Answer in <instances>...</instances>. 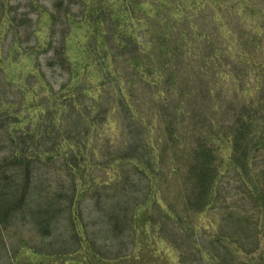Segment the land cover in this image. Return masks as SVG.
I'll return each mask as SVG.
<instances>
[{
  "label": "rangeland",
  "instance_id": "374dc122",
  "mask_svg": "<svg viewBox=\"0 0 264 264\" xmlns=\"http://www.w3.org/2000/svg\"><path fill=\"white\" fill-rule=\"evenodd\" d=\"M119 86L144 118L131 157H122ZM16 91L26 97L19 121L0 131V264H212L228 253L216 239L231 234L250 255L239 264H261L264 213L227 134L244 110L264 132V0H0V98ZM101 92L109 110L99 128L87 122L77 145L52 137L70 122L63 100L79 107L82 95L93 110ZM38 125L60 157L32 159L22 202L13 140ZM68 144L81 159L77 174L63 167ZM253 144L248 175L264 186V137ZM204 163L218 182L205 205ZM40 213L41 221L30 215Z\"/></svg>",
  "mask_w": 264,
  "mask_h": 264
},
{
  "label": "trees",
  "instance_id": "16d2710c",
  "mask_svg": "<svg viewBox=\"0 0 264 264\" xmlns=\"http://www.w3.org/2000/svg\"><path fill=\"white\" fill-rule=\"evenodd\" d=\"M67 37H68V34H64L62 36L60 46L55 48L56 52H55L54 58H61V60L68 59L65 54ZM112 49H113V46H112ZM112 51H115V50H112ZM112 56L115 57V54H112ZM102 84L104 85L102 92L104 91L106 86L107 88L111 86L109 79L106 81H103ZM116 90H117V96L114 99V104L116 105V112L121 111L124 114V116L120 118L119 120L120 125H122L121 127L124 129V132H123L124 154H122V157H124L125 154L128 157L129 156L131 157L133 155V152L135 150H138L137 144L140 141L139 133H138L139 131L138 124L143 123L144 118L141 115V113H139V109L137 108L138 104H136L137 99L136 98L134 99V95L131 94V91H128V97H127L124 93H122L120 86ZM51 91L54 92L52 88H51ZM102 92L98 96L99 97L98 99L100 100V102L98 101L96 103L94 102L93 104L94 108H91L93 110H87V105L82 102V95H80V102H78L80 105L79 107H82V108H79L76 104H74V101H72L74 98L72 96L67 98L66 100H63L62 105H65L63 109V113L64 115L66 114V117H65L66 120L70 122L69 124H66L65 126L63 125L64 126L63 134L61 133L62 130L60 131L59 129V131L57 132L61 134L57 136L55 134L52 137L55 138L56 140L58 136H61V139L59 140L60 143L61 141H67L68 143H70L74 139V142L76 144V141H75L76 139L86 137L87 132H88L87 122H89V124L91 123V124L96 125V129L99 128V124L105 120L106 118L105 114L109 110L108 108L109 103L107 102L109 97H106L103 99V97H101V95L103 94ZM25 101H26V97L24 93L22 92L20 96L18 91L14 92V94H12V96L10 97L0 98V107L1 105H4L2 108H0V131H4L5 133L7 131V128L8 127L10 128V125H12L11 119L14 120V122L19 121V115L22 112L21 108L23 107ZM76 101H79L78 98L76 99ZM72 105L75 107V110H76L75 113L72 114L74 116V119L68 120L70 119V117L67 116V113L70 110H72L71 109ZM57 106H58L57 103L52 104L53 108L57 109ZM49 112L50 111H48L47 113L50 114ZM259 121L260 120H257V113L255 111H251V113L246 114L244 110L237 117L235 126L229 130L228 134H227V129H226L224 132V135L227 134V136L229 135L232 138V141H233L232 157L235 160L240 159L241 168L246 175V176L244 175V179L246 182L251 184L252 198L257 203V206L260 209V213H264V186L261 185V181L259 180L257 176L252 175L251 177V175H248L249 169L251 170V167L248 169V165H249L248 159H250V154L253 151L252 150L253 149L252 145H254L253 141L255 140L261 141L262 138L264 137V132H261L257 129L258 124L260 123ZM70 126H75V129H76L75 131H77V133L76 132L73 133V130L70 129ZM44 128L42 130L38 125L36 129L33 131V135H30L32 133L29 131V128L26 132L25 131L21 132L20 131L21 128H16L15 126L12 127L13 131L18 130L21 133V135H18L16 139L13 140L14 149L12 153L13 155H15L17 159H23L21 163H23V166H24L22 170L25 171V176H24V180L22 183L23 191L21 192V197L19 198V200L22 202H26V199L28 198V194H29L28 189L32 183V178H33V173H32L33 169L31 166L32 159L36 157L38 158L41 155V153L47 154V158L48 157L54 158V155L60 157L58 154L56 155V154H53V152H51V148H53L52 147L53 144L51 143H55V142H52L53 141L52 137L48 136L49 135V133L47 132L48 127L45 125ZM231 130H232V134H231ZM245 130L249 132V135L252 136L251 138L247 136L245 137L246 135L244 132ZM42 131H44V133L41 136V139L36 141L34 139V134H36L37 132L38 133L42 132ZM246 140L247 142H245ZM81 143L85 144L83 140H81ZM207 152L208 151L206 150V153L204 152L203 156L207 155ZM64 153H65L64 154L65 157H61L65 161V163L63 162V167H66L67 170H70L73 173L77 174V172L81 170V164H80L81 159L79 157V153H76V149L73 146H71V144L67 145V150L64 151ZM195 153H198L200 156L201 150L199 152L195 150ZM122 163H126V162H121L120 165H122ZM200 171L201 173L199 174L200 175L199 182L202 184L203 189L201 193H199L200 195L198 196V199H200L201 203L205 205L213 201L211 194L212 192H214V190L216 189L218 185L217 184L218 182L216 180L217 172L214 168L212 169L211 165L207 166L206 168L205 163L201 165ZM73 182H74L73 184L75 187L73 188L74 196H75L76 191H77V183L75 179H73ZM12 196L16 197L18 196V193L15 192V194ZM40 199H43V200L39 202L38 204L39 206L40 205L45 206L46 203L49 201V198L43 197V196H41ZM79 208H80V200L79 198H77L76 199V209L78 212L80 211ZM30 215L33 218V220L38 219L40 221L42 220L40 215L44 216L42 213H40L39 215L37 214L36 215L30 214ZM238 220L241 221L242 218ZM234 236L235 235L231 234L230 235L231 238H228V236L221 235L216 239L217 242H221L222 241L221 239H223V241L225 239L227 240V244L224 243L223 241L222 243L227 248L228 253L225 255L219 254L215 257L212 256V261H213L212 264H239L242 261H247V260H244V256L242 255H245L246 257H248L249 255L248 250L245 247H243L239 243V241L236 240ZM257 245H258V241H257ZM258 261H261L260 263L264 264L263 257Z\"/></svg>",
  "mask_w": 264,
  "mask_h": 264
}]
</instances>
